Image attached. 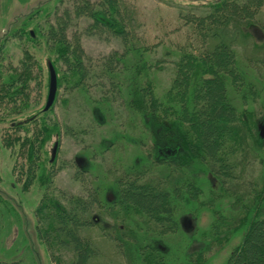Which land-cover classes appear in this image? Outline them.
Wrapping results in <instances>:
<instances>
[{
	"label": "trees",
	"instance_id": "1",
	"mask_svg": "<svg viewBox=\"0 0 264 264\" xmlns=\"http://www.w3.org/2000/svg\"><path fill=\"white\" fill-rule=\"evenodd\" d=\"M41 16L24 21L23 35L48 53L63 94L34 113L42 95L37 55L24 49L13 66L0 47V125L3 146L15 154L16 181L24 189L45 184L35 218L50 264H204V253L187 256L179 241L187 238L183 214L202 195L200 170L242 211L228 233L240 241L226 264H264V139L261 118L246 109L259 106L264 84V0L181 12L182 41L160 57L162 45L140 35L126 0H58ZM84 36L115 39L121 48L93 57ZM163 66H172V77L160 95L154 78ZM59 100L65 114L78 110L77 124L53 116ZM113 124L121 132L99 147L94 130ZM62 134L84 144L74 159L79 195L53 187L58 169L45 163L47 146L53 141L58 149ZM132 141L140 150L134 161L126 155ZM98 158L96 170L82 164Z\"/></svg>",
	"mask_w": 264,
	"mask_h": 264
},
{
	"label": "rangeland",
	"instance_id": "2",
	"mask_svg": "<svg viewBox=\"0 0 264 264\" xmlns=\"http://www.w3.org/2000/svg\"><path fill=\"white\" fill-rule=\"evenodd\" d=\"M57 1L0 0V47H2L5 59L8 62H12L13 66H16L22 57L24 49H30L32 53L37 55L40 62L39 67H36V71L38 72V68H41L39 74L42 82V95L38 101L37 109L34 110L36 114L46 104L49 86L47 64L52 66V61L46 51L42 49H39V51L27 43V38L23 35V23L28 17L33 16L37 21L42 22L41 15L43 12L49 6L52 7ZM126 1L135 7L137 11L138 20L141 24L140 35H143L149 43H160L162 45L158 48L157 53L158 57H160L164 56L168 51H172L175 43L182 41L183 32L186 30L179 23V14L181 12L191 11L199 15L204 14L211 4L220 0ZM29 32H31L32 36H35L32 29ZM255 35L258 41L263 40V36L259 31H256ZM83 46L87 54L93 57L121 48L120 42L115 39L105 42L89 36L83 37ZM171 67H159L155 73L154 83L157 93L160 95L166 93L170 86ZM59 74L56 73L57 78ZM258 89L261 94L259 106L248 105L246 109L254 116L261 118L260 126H262L264 124V84H258ZM58 94L61 98L63 89L59 86ZM61 106V100L57 101L53 109V116H56L61 123L68 120L71 125L77 124L76 119L80 117L78 110L75 107H71L67 115ZM84 120V126H89V122L86 119ZM2 129L3 126L0 125V264H50L48 251L36 234L35 212L45 194V184L34 182L33 185L24 189L25 183L16 181L15 154L12 150L3 146L1 141ZM120 132V129L118 130V127L114 126V124L103 125V128L94 130L91 137L96 140L98 145L107 143L109 145ZM79 137L81 138L82 136L79 135ZM84 139L87 143L93 142L89 136ZM54 144L55 142L52 141L47 146V159L45 161V163L54 162L55 169H58V173L53 180V187L60 189L61 193L66 195L81 194V187L74 179L77 170L74 159L81 153L80 151L84 144L79 146L74 140L64 136V134L61 136L58 149L54 147ZM164 149L173 151L170 147H165ZM139 154L140 150L137 144L132 141V144L127 148L126 155L128 159L134 161ZM63 163H67L68 167L60 170L59 168ZM82 164L83 166L85 164L89 171L101 168L99 158L95 161V164L86 162ZM259 167L260 173H264V154ZM197 179L202 195L198 202L193 204L192 210L188 209L190 212L183 214L184 217L181 220V224L183 233L187 238H179L181 248L184 249L187 256L196 254L200 257L204 253L206 260L204 264H226L240 241L238 236L234 237V239H231L233 237L231 236L228 240V233L230 230H235L234 227L239 223L238 220L242 211L232 201L220 196L217 183L212 177L202 173L200 170L197 174ZM106 195L112 200L110 192H107ZM161 246L163 247V245ZM176 258H182L181 253L177 252Z\"/></svg>",
	"mask_w": 264,
	"mask_h": 264
},
{
	"label": "water",
	"instance_id": "3",
	"mask_svg": "<svg viewBox=\"0 0 264 264\" xmlns=\"http://www.w3.org/2000/svg\"><path fill=\"white\" fill-rule=\"evenodd\" d=\"M48 72H49V86H48V95L46 104L44 106V111H48L52 105L54 104L57 90H58V83H57V75L51 64H47ZM260 137L264 139V124L260 127ZM56 148V147H55Z\"/></svg>",
	"mask_w": 264,
	"mask_h": 264
},
{
	"label": "flooded vegetation",
	"instance_id": "4",
	"mask_svg": "<svg viewBox=\"0 0 264 264\" xmlns=\"http://www.w3.org/2000/svg\"><path fill=\"white\" fill-rule=\"evenodd\" d=\"M170 152H171V151H168V153H169V154H170ZM82 162H83V161H82V160H80V163H82Z\"/></svg>",
	"mask_w": 264,
	"mask_h": 264
}]
</instances>
